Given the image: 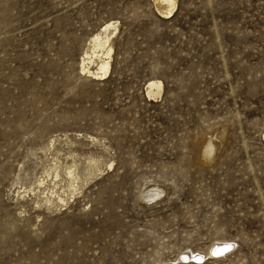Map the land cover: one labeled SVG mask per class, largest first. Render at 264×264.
<instances>
[{
  "label": "rangeland",
  "instance_id": "rangeland-1",
  "mask_svg": "<svg viewBox=\"0 0 264 264\" xmlns=\"http://www.w3.org/2000/svg\"><path fill=\"white\" fill-rule=\"evenodd\" d=\"M109 20L94 77L80 58ZM157 260L264 264V0H0V264Z\"/></svg>",
  "mask_w": 264,
  "mask_h": 264
},
{
  "label": "bare ground",
  "instance_id": "bare-ground-1",
  "mask_svg": "<svg viewBox=\"0 0 264 264\" xmlns=\"http://www.w3.org/2000/svg\"><path fill=\"white\" fill-rule=\"evenodd\" d=\"M156 8L159 12L163 15H170L177 3V0H153ZM118 28V22L116 20H109L105 22L100 28L95 31L91 37L89 38L86 48L82 53L80 58V68L81 71L87 73L88 75L94 77H105L110 68V59H111V52H112V38ZM94 67V68H92ZM162 81L160 79H150L146 83L145 91L148 97H157L160 94L162 88ZM95 139V138H94ZM52 142V141H51ZM209 142V141H208ZM211 144V142H209ZM203 155L210 154V151L204 147L202 149ZM93 158L88 159V163L93 162ZM59 161H55L52 165V168L57 173V169L59 168ZM209 162V161H208ZM112 161L109 163V167L112 166ZM95 166V165H94ZM96 167V166H95ZM93 168H88V175L91 174ZM66 177H67V186H68V193L74 194L79 188L82 180H86L88 177L87 175H82L79 170V166L77 163L72 162L66 168ZM43 183V179H39L37 181V185H41ZM33 190V189H30ZM166 193L164 190L159 187L157 184L153 186H148L145 189L143 188V194L141 197L145 201L152 200L154 201L155 198L161 194ZM58 200L63 202L65 201L64 198L59 196ZM230 250V243L228 241H221L216 242L213 246L208 250L209 256L211 252L215 255H221L222 253H226ZM204 258L205 255L198 253L193 255H184L183 260L192 259L193 261H200ZM157 260L151 264H161L162 261ZM159 262V263H158ZM163 264V263H162Z\"/></svg>",
  "mask_w": 264,
  "mask_h": 264
}]
</instances>
